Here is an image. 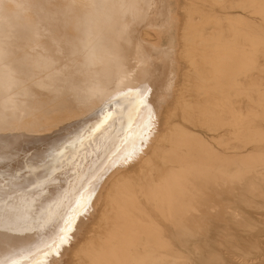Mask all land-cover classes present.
Wrapping results in <instances>:
<instances>
[{"label": "bare ground", "instance_id": "6f19581e", "mask_svg": "<svg viewBox=\"0 0 264 264\" xmlns=\"http://www.w3.org/2000/svg\"><path fill=\"white\" fill-rule=\"evenodd\" d=\"M144 2L0 0V261H264V0Z\"/></svg>", "mask_w": 264, "mask_h": 264}, {"label": "snow or ice", "instance_id": "6c2138e0", "mask_svg": "<svg viewBox=\"0 0 264 264\" xmlns=\"http://www.w3.org/2000/svg\"><path fill=\"white\" fill-rule=\"evenodd\" d=\"M127 95H131V93H128ZM116 100L119 99V97L114 98ZM133 99H135V97H133ZM112 101H110L111 103ZM78 204H81V201H77ZM91 205V201H88L86 203H82L81 207H82V211H80L77 216L75 217V219L73 220L71 217L68 220L64 221V226L59 228V233H62V235H59V240L60 243L59 244H55V242L53 241V244L55 245V251L52 253V255L54 256H60L61 255V250L69 245L71 243L72 240V236L75 232V224L79 221V219H81L82 217L86 216L89 208ZM7 232H9L10 234L13 235H26L29 232V228L27 226V224L19 219H10L8 221V226L6 229ZM246 258L247 254L244 253L243 254ZM0 264H6V262L4 261H0ZM12 264H15V262L13 261ZM225 264H229L228 261H225Z\"/></svg>", "mask_w": 264, "mask_h": 264}, {"label": "rangeland", "instance_id": "374dc122", "mask_svg": "<svg viewBox=\"0 0 264 264\" xmlns=\"http://www.w3.org/2000/svg\"><path fill=\"white\" fill-rule=\"evenodd\" d=\"M145 2H144V4H143V8H144V19L140 22V28L138 29V31H139V33H141V32H147V31H149L150 32V29L149 28H147V26L144 28L143 26L145 25V23L146 22H148L149 20H150V18H151V14H152V11H151V9L153 8V2H154V0H144ZM170 6V5H169ZM172 16H174L173 14H172ZM145 45H147L146 43H145ZM145 136L146 137H148L146 134H145ZM150 138H148V139H146V141L148 142V140H149ZM134 165V164H133ZM135 168V166H133V167H131L130 169L132 170V169H134ZM137 170V169H136ZM135 171V170H134ZM214 238H216V235L215 236H213ZM259 264H264V261H262V262H259Z\"/></svg>", "mask_w": 264, "mask_h": 264}]
</instances>
